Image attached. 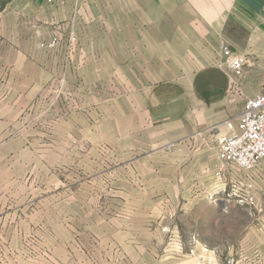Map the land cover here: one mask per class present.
Instances as JSON below:
<instances>
[{
	"label": "rangeland",
	"instance_id": "obj_1",
	"mask_svg": "<svg viewBox=\"0 0 264 264\" xmlns=\"http://www.w3.org/2000/svg\"><path fill=\"white\" fill-rule=\"evenodd\" d=\"M87 22L38 38L40 56L50 49L57 59L37 69L39 84L15 86L21 146L2 162L3 176L14 180L2 234L7 263L264 264V178L256 177L254 204L230 197L224 210L215 203L208 191L226 197L241 173L214 157L217 131L180 147L177 123L163 122L176 108L170 97L187 85L170 83L172 70L158 78L160 70L147 68L151 54L136 38L126 53L125 38L110 36L115 22L107 15L95 29ZM238 32L243 46L245 30ZM112 42L122 47L117 68ZM246 55L244 72L256 61ZM242 76L222 58L213 87L227 78L246 92ZM259 87L264 93V69ZM11 89L1 85L0 93ZM179 103L184 114L187 102Z\"/></svg>",
	"mask_w": 264,
	"mask_h": 264
},
{
	"label": "crops",
	"instance_id": "obj_2",
	"mask_svg": "<svg viewBox=\"0 0 264 264\" xmlns=\"http://www.w3.org/2000/svg\"><path fill=\"white\" fill-rule=\"evenodd\" d=\"M102 13L115 22V28L109 29L110 36L125 38L126 53L136 38L141 52L151 54V59H146L147 68L160 70L156 74L158 78L164 70H172L170 83L178 87L187 85L185 91L172 94L170 100L176 108L163 120L167 124L177 123L174 137L180 141V147L191 145V138L207 130L223 134L226 131L223 120L239 114L247 98L261 93L264 0H0V86H12L11 90L0 93V181H4L0 182V264H8L4 252L8 240L2 234L8 209L13 207L11 187L14 185L13 179L4 177L2 162L6 150L21 146V138L15 133L21 127L22 94L15 86L39 84L37 69L57 59L50 49L48 58L40 56L38 38L57 33L61 27L66 30L71 22L76 25L77 21L93 22L87 27L95 29L94 22L101 20ZM239 29L245 30L243 46L237 40ZM223 46L256 58L252 70H246L242 76L241 84L246 92L232 89L227 78L221 79L219 87L214 89V68L222 59ZM120 50L121 46L117 50L116 44L110 43L112 67L117 68ZM99 51L96 49V53ZM25 64L30 68L28 73L21 71ZM183 101L187 102L184 114L180 112L179 103ZM214 157L221 161L217 146ZM261 177L264 178V163L259 169V179ZM209 194L212 192L208 191ZM221 195L215 203L222 208Z\"/></svg>",
	"mask_w": 264,
	"mask_h": 264
},
{
	"label": "built area",
	"instance_id": "obj_3",
	"mask_svg": "<svg viewBox=\"0 0 264 264\" xmlns=\"http://www.w3.org/2000/svg\"><path fill=\"white\" fill-rule=\"evenodd\" d=\"M222 58L225 59L227 69L235 76H241L249 62L246 54L235 52L229 46H223ZM222 123L226 131L218 138V157L224 164L236 167L241 173L232 191L221 198L222 209L225 210L232 199L237 203L254 204L256 177L264 161V93L247 98L242 111L224 119ZM210 198L214 202L219 199L216 194L210 195Z\"/></svg>",
	"mask_w": 264,
	"mask_h": 264
}]
</instances>
